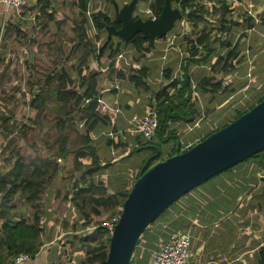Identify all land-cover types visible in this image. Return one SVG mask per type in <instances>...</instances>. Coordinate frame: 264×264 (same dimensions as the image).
<instances>
[{
    "label": "trees",
    "instance_id": "trees-1",
    "mask_svg": "<svg viewBox=\"0 0 264 264\" xmlns=\"http://www.w3.org/2000/svg\"><path fill=\"white\" fill-rule=\"evenodd\" d=\"M89 1L72 0V3H69L68 6L66 5L67 12L71 15L74 30L77 32L73 39L70 53L73 61L76 60L78 62V66H74V69L73 67L72 69L76 74L82 92L76 91V80L72 79L65 69L46 72L42 71L43 68L36 65L34 72L32 70L37 78H34L31 83L34 88L29 104L32 110L31 119L33 120V125L44 129L41 145L47 153V157H45L46 159H44L43 164L32 169L24 165L21 160H18L8 171L0 174V264H12V259L20 253L29 255L31 260H34L40 253L43 229L39 212H34L31 219L22 218L16 221L12 218L13 216L10 215V212L15 209L12 203L16 196H20L21 194L22 198L27 202H32V199L41 194L43 187L51 185L53 182L52 176L49 175L47 179H44L48 172L55 173L52 169L53 166L48 161L49 158L61 160L71 158L70 175L73 176L81 173L79 180L74 177L71 184V188L76 192L71 201L79 202L80 204L85 219L82 227L84 229L93 228L91 234L81 241L87 255L86 261L82 264H105L111 234L106 228L100 226L98 218L103 213H106L108 217L121 213L123 202L127 198L132 184L140 175L139 167L138 173L132 179L130 187L122 188L120 184L121 186H116L112 194L107 193L102 183L97 185L94 181V177L107 169L110 163H101L98 149L94 146L93 135L99 124L104 126L105 130H108L107 128H109L110 123L107 116L102 115V106L96 102L97 74L91 71L89 66L91 61L99 62L103 55H106L108 60L114 61V58L121 49L127 48L134 50L139 56L137 61L139 62L146 57L148 52L154 49L156 39H152L148 35L138 34L132 40L121 43L119 38L111 37L101 54L95 57L94 45L90 43L89 34L84 28V24L88 20L86 14L89 9ZM106 1L111 4V0ZM139 1L142 3L148 2V0ZM170 1L173 2V0ZM174 1L182 13V20H185L194 31L197 30L194 34L196 38L195 42H190V51L187 54L191 57L201 56L194 61L196 65L201 64L208 60L213 53V49H211V41L214 39V36H212L213 32H217L216 36H221L223 33L231 31V11L225 5L226 0H214L210 14L213 15L212 17H215L216 13H219L215 19L217 27L210 29L206 33L209 23H205L208 21V18L203 5L197 3L196 0ZM163 4L164 0H155L151 5L155 16L159 15ZM215 5L218 6V9H216ZM36 10L39 13L38 17L46 18L48 23L55 22L58 27L63 23V21H57L59 10L56 6L52 5L51 0H36ZM139 16L137 14V17ZM90 22L96 32L97 40H100V36L106 32V26L113 25L116 29L120 28V25L112 17L103 13L92 14ZM202 22L205 23L203 26L205 28L198 31L199 25ZM10 25L6 26L7 30H9ZM11 27L13 28L12 25ZM45 28L46 25H43L40 29L45 30ZM215 39L220 40L218 37H215ZM222 46L228 50L227 55L222 58L224 60L223 68L230 71L235 66L231 62L237 51V46L231 48L225 42L222 43ZM66 61H68V58H66ZM10 67V62L5 63L3 59H0V87L6 81ZM182 69L184 72L178 81L170 82L163 91L156 94V104L153 106L152 101L150 100L149 102V110L154 109L157 116L158 125L154 135L150 139H145L141 134L129 135V133H123L122 137H118L117 139L107 138V146L114 150L124 151V153L129 151L124 158H130L134 153L147 151L149 154H147L141 165L148 157L155 155L156 151H158L157 157L150 161L148 165L150 166L157 161H163L175 154L186 151L195 144L184 149L181 148L177 134L178 129L175 127L177 124H193L195 120V112L191 103L194 97L191 90V81L189 76H186L187 69H185V66ZM147 71L146 67H141L139 71L134 72L133 76L129 77L130 83L135 87H142L145 90L143 78H145ZM210 81L207 80L206 83ZM210 87L211 92H215L220 87V84H212ZM170 88L171 92H167ZM0 95H2L0 99V104H2L8 94L0 89ZM263 99L264 89L262 90V94L250 105L232 110L229 117L223 119L215 131L236 120ZM85 100H89V102L85 104ZM73 110L78 113V120L84 123V131L75 129ZM12 117L13 114L3 110L0 105V135L4 134L11 127L9 122ZM21 128L23 129L24 126ZM211 133L207 134L202 140ZM22 136L24 137V133ZM245 161H254L259 166L264 167V150ZM30 169L31 171L29 172ZM147 235L148 229L139 241L131 264L134 257L140 254L142 250L141 245L143 244L141 242L146 239ZM90 241L93 243L90 244ZM259 264H264V249L260 250Z\"/></svg>",
    "mask_w": 264,
    "mask_h": 264
},
{
    "label": "crops",
    "instance_id": "crops-1",
    "mask_svg": "<svg viewBox=\"0 0 264 264\" xmlns=\"http://www.w3.org/2000/svg\"><path fill=\"white\" fill-rule=\"evenodd\" d=\"M25 1V7L19 15L14 10L5 12L0 7V22L4 21L6 24L11 21L14 15L22 16L24 9L31 11L30 16H26L29 17V20L34 16L36 18L35 14H39L36 10V0ZM51 1L52 5L56 7L60 2H64V0ZM213 2L214 0H206L201 3L207 15L212 11ZM225 5L231 11V31L223 33L221 36H216L217 32H213L214 39L211 41V49L217 41L218 48L223 49L224 54L227 55L228 50L222 46V43H228L231 48L237 46V51L231 62L232 65H235L232 70L223 68L224 60L222 58L211 62L215 53L214 49L208 60L196 65L194 61L201 56L191 57L186 52L180 60L175 53L178 48L173 49L175 52H171V49L166 51L164 44L158 40L154 43V49L139 62L135 63L125 55L127 60L124 59L122 62L128 66V73L135 71V65L147 68L148 71L143 78L146 88L142 90L130 83V75L126 73L127 71L116 73V81L117 79L122 81L124 78L127 82L124 86L119 82L120 88L117 86V89H113L114 91L110 90L109 95L105 93L107 103L117 111L115 114L106 115L111 124V127L107 128L110 129L109 131L114 127L121 137L123 133L132 134L130 133L132 130L131 121L145 115L149 109L150 100L163 91L170 82L179 80L183 75L182 68L184 66L187 69L186 76L190 78L191 90L194 95L191 103L195 112V120L193 124L175 125L178 129L180 143H183L182 140L186 141L185 144H181L184 146L181 147L183 149L202 140L212 132V127L218 128L221 121L229 117L232 110L250 105L262 94L264 89V0H226ZM215 7L218 9V6L215 5ZM218 15L219 13H216L213 20L208 17V22L212 21L208 28L217 27L215 19ZM23 18H25L24 15ZM196 32L197 30L194 31L188 25L184 40L189 44L191 41L195 42L194 34ZM215 37L220 40H216ZM105 60L107 61L106 58L100 62L93 61L92 64V66H96L94 72L104 79L103 85H96L99 90L112 83L111 79L105 76V72L109 70L110 66L108 60L109 64L106 63L103 67L102 64ZM119 61L114 60V62ZM113 68H115V64H113ZM207 80L211 81L206 83ZM212 84H220V87L215 92H211L210 85ZM136 91L143 93V96H138ZM167 92H171V88ZM208 115L210 121L207 119ZM112 117L115 118L114 121H112ZM202 117L205 119L201 120ZM103 131H105V127L99 124L94 135L99 136ZM99 144L100 154L105 159L101 163H110L109 169L118 166L129 153L127 151L111 159V152L119 150L107 146L106 142H99ZM137 173L130 175L128 182L132 181L131 178L134 179ZM121 185L127 187L126 182ZM71 200L70 202L77 203ZM179 200H181L179 206H175L176 203L172 205L167 209L170 210L169 212L165 211L167 215L165 214L166 216L161 217L149 228L145 245L141 247V252L147 250L148 256L141 258L140 254L136 255L132 264H144L145 262V264H150L153 253L175 232L190 234L191 264H259L260 250L264 249V167L254 161L241 162L231 170L224 171L199 185ZM77 228L75 226V229ZM90 229L93 231V228H83V230L77 229L75 232H86ZM67 233V230L62 231L61 235L66 236ZM155 236H157V243L153 238ZM52 241L53 239L47 243L52 245ZM149 241H151L150 244H154H152L154 247H148L150 246ZM44 245L45 243L42 241V247ZM80 248L85 250L83 245H80ZM80 248L78 247L79 252ZM41 256L40 251L30 264H40Z\"/></svg>",
    "mask_w": 264,
    "mask_h": 264
},
{
    "label": "rangeland",
    "instance_id": "rangeland-1",
    "mask_svg": "<svg viewBox=\"0 0 264 264\" xmlns=\"http://www.w3.org/2000/svg\"><path fill=\"white\" fill-rule=\"evenodd\" d=\"M205 1L206 0H196V2L200 4L204 3ZM115 2L119 7H121L122 5L129 3L130 0H115ZM154 2L150 3V8ZM69 3H72V0H64V2H60L58 4L57 9L59 12L57 21H63L60 27H58L55 22L48 23L46 18L38 17L37 14H35L36 18H34V16L29 20V17L26 16H30L31 11H28L27 9H24L22 16L19 17L14 15L13 18H11V21L6 22V24H11L13 26L12 28L10 25L9 30H7V25L4 21L0 22V59H3L5 63H11L8 77L0 87L1 91H4L6 94H8V96L0 105L3 110L13 114V117L9 122L11 127L4 134L0 135V174L8 171L9 168L18 160H21L24 165L32 169L33 167H38L43 164L44 159H46L45 157H47V153L41 145V138L43 136L44 129L32 124V110L29 105L32 91H34L31 83L33 82L34 78H37L36 74H33L36 65L43 68L42 71L46 72L51 70L60 71L61 69H65L72 79L76 80V91L82 92V88H80V84L73 70L74 66H78V62L76 60L73 61L71 58L72 55L70 53V50L73 46V39L77 32L74 30L72 25L71 15L69 12H67L66 5L68 6ZM147 3H142L138 0L134 11L135 17H137V14L140 15L139 17L144 19L147 17L140 12V10H142L147 5ZM171 5L173 8L178 7L174 0L171 2ZM24 7L25 5L23 8ZM88 7L89 9L86 14L88 20L86 24H84V28L89 34L90 43L94 45V56L96 57L100 47L105 42L104 40L106 37V32L100 36V40H97L96 32L94 31V28L90 22V17L92 14L103 13L114 19V8L112 4L108 3L106 0H90ZM23 15L25 18H23ZM212 16L213 15L209 12V16L207 15V18L209 17V19L213 20L214 17L212 18ZM180 22L175 24L177 27V32L175 33L176 29L174 28L175 30L172 33H175V39H173L172 34H170L165 36V38L158 39V41L164 44V49L166 51L171 49V52H175L173 49L178 48L176 50L177 52L175 53L177 54V57L182 60L184 54L190 51V45L186 40H184L186 32L181 28L178 30ZM211 22L212 21H207L205 23ZM205 23L199 26L198 31L205 28L203 27ZM43 25H46L45 30L40 29ZM209 30L210 28H207L206 33H208ZM166 45L168 46L165 47ZM218 47L219 46L217 45L216 41V43L213 45L215 53L211 58V62H216L217 58H223L226 56V54H224V50ZM120 53H123L125 60H127L126 56L131 58L135 63L139 59V56L133 51L132 48L121 49L118 54ZM218 55L220 57H216ZM66 58H68V61H66ZM105 58L106 55H103L100 61H104ZM107 61L105 60V62L102 64L103 67H105ZM92 64L93 61H91L89 69H92L91 71L94 72L96 66H92ZM107 64H109V62ZM113 64H115V68H113ZM32 67H34V69H32ZM127 68L128 66H125L122 60L119 62H114L113 60L110 61L109 70L105 72V76L106 78H110L112 83L102 87V90H107L103 94L105 99V93L109 95V93H111L109 91L112 89V87L118 86L120 88V83H122L124 86V84L127 82L124 78L122 81L118 79L116 81V73L118 71L123 73L127 71ZM126 73H128V71ZM133 74L134 72L131 75L129 74V77L133 76ZM99 76L100 75L97 74V86L103 85L104 82V79L100 78ZM138 88L143 90L142 87ZM136 93L138 96H143V93L141 92L138 93L136 91ZM12 97L13 99H11ZM1 98L2 95H0V99ZM111 110L112 111L109 114L117 113L115 109L111 108ZM72 114L75 118V129L84 131L85 125L83 122L78 120V113L73 110ZM50 116L52 117V115ZM207 119L210 121L209 115L207 116ZM114 120L115 118L112 117V121ZM132 122L133 121H131V126L133 129ZM22 126H24L23 129L21 128ZM109 130L103 131L99 136L93 135L94 146L98 149V155L101 161H105V159H103L100 154L99 142L104 143L107 141V138L117 139L118 137H121L119 133L116 132L117 130L114 129V127L111 131ZM131 131L130 133H132ZM23 133L24 137L22 136ZM182 141L183 144H185L186 141ZM181 147L184 146L181 145ZM123 153L124 151H112L111 159L117 157L120 154L122 155ZM147 154H149L147 151L134 153L130 158L122 160L115 168H108L107 170L102 171L101 174L95 176L94 181L97 185L102 183L108 194H112L116 186H121L120 184H124L125 182L127 183V188H129L131 183V181L128 182V180H130V175L132 176V174L137 173L139 167L141 168L143 165H141V163L146 158ZM48 161H50L51 165L53 166L52 169L55 171V173L53 174L48 172L44 179H47L49 175L52 176L53 182L51 185L43 187L41 194L32 199V202H27L22 198L21 194L20 196H16L12 203L15 210L11 211L10 215L13 216L12 218L15 221L21 218L31 219L34 212H39L41 215V226L43 229L42 241L45 243V245L40 250L42 255L40 264H53V262H55V264H81L87 259L85 250L80 248V245H83V242L81 241L86 236H89L92 231L90 229L86 232H75L77 229L79 231L80 229L83 230L82 223H84V215L79 202L75 204L70 202L76 193L71 188V184L74 180V177L79 180L81 173H77L73 176L70 175L69 171L71 169V158H67L66 160L49 158ZM180 201L181 200L176 202V204L174 203L175 206H179ZM167 211L169 212L170 210ZM166 212H164L161 217L166 216ZM72 217H74V219H71ZM105 217L107 218L108 216L106 213H103L98 218V221ZM75 226L78 228L75 229ZM65 230H67L68 233L65 234L66 236H62L61 233ZM156 237L157 236L153 237L155 239V243L158 242ZM52 239V245H49L47 242L51 241ZM145 241V239L142 240L141 244H143L141 247L145 245ZM90 242L93 243L92 241ZM150 242L151 241L148 243L150 245L148 247H154L152 246L153 243L150 244ZM78 247L80 248V252L78 251ZM144 249L146 250V248ZM140 255L141 258H145L148 256V251L146 250L141 252Z\"/></svg>",
    "mask_w": 264,
    "mask_h": 264
},
{
    "label": "water",
    "instance_id": "water-1",
    "mask_svg": "<svg viewBox=\"0 0 264 264\" xmlns=\"http://www.w3.org/2000/svg\"><path fill=\"white\" fill-rule=\"evenodd\" d=\"M138 0H130L121 7L111 0L114 20L120 25L106 26V40L111 37L121 43L138 34L152 39L165 37L182 20L178 7L164 0L155 19L135 17ZM155 148V147H152ZM264 150V99L225 127L212 132L186 151L149 165L157 157H148L140 168V175L123 202L118 222L113 228L105 264H131L134 252L144 232L181 197L218 174Z\"/></svg>",
    "mask_w": 264,
    "mask_h": 264
},
{
    "label": "built area",
    "instance_id": "built-area-1",
    "mask_svg": "<svg viewBox=\"0 0 264 264\" xmlns=\"http://www.w3.org/2000/svg\"><path fill=\"white\" fill-rule=\"evenodd\" d=\"M152 2H154V0H149L147 5L142 10H140V12L143 13L145 16H147L149 19H155L157 17L150 8V3ZM25 3H26L25 0H0V7H2L5 12H8L9 10H14L16 11L17 15H19L21 14L20 11L22 7L25 5ZM187 26L188 23L184 20H181L178 30L181 28L186 32ZM174 28L176 29L175 31L176 33L177 32L176 25L174 26ZM174 28L167 35L172 34L173 31L175 30ZM175 33L172 34L173 39H175ZM115 59L124 60L125 58L123 53H120L116 56ZM140 69L141 68L139 65H135L134 66L135 71L133 72H137ZM133 72H130L128 74L131 75ZM113 89H117V86L112 87L111 90ZM96 90H97L96 102L102 106V115H108L112 110L110 108V105L107 103V100L103 96L104 92H106L107 90L106 89L104 90L96 89ZM151 101H152V105L154 106L156 104L155 97H153ZM88 102L89 100L84 101L85 104H87ZM204 119H205L204 117L201 118V120ZM132 125H133V129L131 131L132 133L141 134L143 138L150 139L154 135V132L156 131L158 125L155 110L148 109L145 115L133 120ZM216 128L217 127L212 128V132L215 131ZM180 144L183 145V143ZM191 145H188L185 148ZM119 217H120V213L118 215L117 214L114 215L113 217H107V218L105 217L100 220V226L106 228L107 231H109V233L111 234L114 226L119 220ZM190 259H191L190 234L185 232H175L169 236L168 240L163 245H161V247L157 251L153 253L150 264H191ZM30 262H31V257L25 253H20L12 259V264H30Z\"/></svg>",
    "mask_w": 264,
    "mask_h": 264
}]
</instances>
